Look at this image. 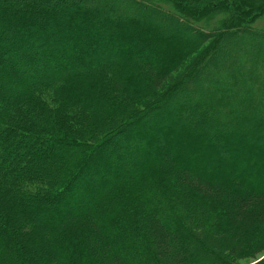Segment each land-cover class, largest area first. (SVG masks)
<instances>
[{
    "label": "trees",
    "instance_id": "trees-1",
    "mask_svg": "<svg viewBox=\"0 0 264 264\" xmlns=\"http://www.w3.org/2000/svg\"><path fill=\"white\" fill-rule=\"evenodd\" d=\"M263 17L264 0H0V264L264 253Z\"/></svg>",
    "mask_w": 264,
    "mask_h": 264
},
{
    "label": "rangeland",
    "instance_id": "rangeland-1",
    "mask_svg": "<svg viewBox=\"0 0 264 264\" xmlns=\"http://www.w3.org/2000/svg\"><path fill=\"white\" fill-rule=\"evenodd\" d=\"M258 26H264V17L263 18H261L259 21H257V23H256ZM264 257V253H261L255 260H250V263H248V264H252V263H254V262H256V261H258V260H260L261 258H263Z\"/></svg>",
    "mask_w": 264,
    "mask_h": 264
}]
</instances>
